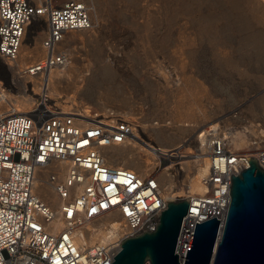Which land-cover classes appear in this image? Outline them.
<instances>
[{
  "label": "built area",
  "instance_id": "built-area-1",
  "mask_svg": "<svg viewBox=\"0 0 264 264\" xmlns=\"http://www.w3.org/2000/svg\"><path fill=\"white\" fill-rule=\"evenodd\" d=\"M88 2L0 0V60L19 59L28 28L43 15L47 17L44 46L49 51L71 32L91 30ZM68 56L60 49L45 63L28 65L26 73L62 66ZM55 100L43 91L28 112H15L11 106L0 116V264H113L123 241L156 230L172 201L162 184L165 172L180 184L175 193H188L173 200L190 201L176 251L184 263L196 225L213 218L225 222L232 175L249 169V158L264 170V145L258 146L256 140L251 148L235 150L229 144V130L211 125L196 135L199 143L209 141L208 163L200 180L204 193L189 194L183 146L162 148L144 133L146 138L141 135L140 140L151 144L147 145L159 165L146 176L115 168L109 150L134 139L141 129L138 121L113 109L77 102L71 108L72 103ZM190 148L196 159V147ZM42 169L51 170L45 181H40ZM40 185L53 187L58 207L40 195ZM60 222L63 228L57 229ZM99 233L108 235L106 242L93 239Z\"/></svg>",
  "mask_w": 264,
  "mask_h": 264
},
{
  "label": "rangeland",
  "instance_id": "rangeland-1",
  "mask_svg": "<svg viewBox=\"0 0 264 264\" xmlns=\"http://www.w3.org/2000/svg\"><path fill=\"white\" fill-rule=\"evenodd\" d=\"M166 1L93 0L98 8V17L91 12L94 28L84 38L78 33L70 38V34L63 48L80 72H88L74 93L63 90L54 98L67 104L73 96L78 104L102 109L103 102L123 105L135 113L132 117L141 127L147 126L144 133L151 141L185 150L194 146L195 132L201 126L202 130L216 124L227 129L250 125L264 129V20H260L264 3ZM181 2L189 10L181 8ZM179 9L182 11L177 12ZM206 21L213 24L211 33L203 29ZM180 28L185 32L182 42ZM44 36L35 33L31 42L35 44L37 39L41 44ZM196 86L202 93L194 90ZM184 87L188 88L185 99L190 93L192 100L203 96L202 105L211 122L189 117L186 130L180 128L178 118L183 113L177 97ZM21 88L0 69V95L21 100L25 93ZM28 89L26 93L32 96ZM101 94L106 95L100 98ZM155 123H159L157 128Z\"/></svg>",
  "mask_w": 264,
  "mask_h": 264
},
{
  "label": "bare ground",
  "instance_id": "bare-ground-1",
  "mask_svg": "<svg viewBox=\"0 0 264 264\" xmlns=\"http://www.w3.org/2000/svg\"><path fill=\"white\" fill-rule=\"evenodd\" d=\"M165 3H167L166 0H163ZM254 1V0H253ZM262 3H264V0H261ZM91 4V12L94 13L98 17V8L95 5V2L93 0L89 1ZM181 8L188 9L189 6L186 5V3L181 2L180 3ZM189 10V9H188ZM176 11V10H175ZM182 11L179 9L177 12ZM260 18V17H259ZM260 20H264V17L260 18ZM97 25H99V18L96 20ZM47 17L42 16L40 18H36L33 22V24L28 28L26 40L22 45L21 53L19 56V59L15 62L11 63H5L0 60V69L8 74L9 76H12L14 79V82L18 84V86H22L21 90H25L24 96L21 100H13L12 97L6 96L5 94L0 95V116H4L5 113H9V111L4 112L3 107H6L10 105L11 102H14V111L18 113H26L28 112L34 105L36 98L44 92L49 94V96L53 99L54 97H58L60 95V92L63 90H66L70 93H74L76 89L79 87V80L84 78V73L88 72V69L85 71L80 72L72 59V57H67V61L62 66H54L48 69L46 72L37 73V74H28L26 73V67L28 65L32 64H43L49 57V55H56L58 53V50L65 48L64 46L66 43L68 44L69 41L67 40V37L70 34H73L70 36V38H76V34L80 35L81 38H84V35H86V32L89 30H80L71 32L66 36V38L59 43L56 48L52 51H49L44 46V40H41V44L37 42L33 44L31 43V36L35 33H42L45 34L44 37H46V28H47ZM96 24V23H95ZM43 28V29H42ZM94 28V26H93ZM92 28V29H93ZM213 28V24L206 21L204 24L203 29L207 33H211ZM75 33V34H74ZM179 33H181L180 42H182V36L185 33L182 28H180ZM190 40H193L192 38H189ZM96 43H99V40H96ZM184 44V43H183ZM183 50V49H182ZM178 51L181 52V45L178 47ZM165 80L167 84H170L168 82V78L165 75ZM26 88L32 92V96H28L26 93ZM195 91H199L202 93V89H198L196 86L194 88ZM188 91V88L184 87L179 90V94L177 97L178 103H179V112H181V116L178 118L179 126L182 130H186V124L189 117L190 118H199L201 117L202 123L211 122L212 119L208 117V114L205 110V108L202 105L203 102V96H200L198 98H194L193 100L191 97H193V94L190 93L188 98L185 99V94ZM106 94H101L100 98H103ZM201 95V94H200ZM73 96H69V99L67 100V103H72L71 108L76 107V102ZM56 101V100H55ZM52 103H54L52 101ZM58 105V104H57ZM102 105L106 108L111 107L113 110L118 111L120 113H123L125 115L134 116L135 113L132 112L130 109L123 105H117L114 103L113 105H109L108 103L103 102ZM59 106V105H58ZM13 107V106H12ZM63 111H68L70 109H67L65 106H61ZM7 109V108H6ZM5 109V110H6ZM198 110L200 112H198ZM198 113H200L201 116H197ZM159 123L153 124L154 127L157 128ZM213 128H218L219 124L212 125ZM204 126L198 127L197 131L194 135V142L196 145V150L198 152V157L194 159L192 157V151L189 147L185 151V160L183 161L182 165L185 170V174H188L189 177V194H203L204 193V187L201 184L200 180L203 175V166H206L208 163V154H209V141H206L204 139H201V142L197 141V133L202 130ZM263 127V126H262ZM260 125H250L243 127L241 130L237 129H227L224 127L225 130H229L231 141L229 142L230 145L234 147L235 150L240 149H247L254 146V141L258 140V146L264 145V129ZM144 129H147V126L144 125L141 127V129H138V131L135 133V138L131 141L127 142L124 145H119L115 148H112L109 150V154L111 157V166L115 168H122L126 167L132 170H135L142 174L143 176H146L150 173H152L156 166L159 165V161L157 160V157L153 151L152 147L147 145L150 143H146L145 141H141L142 139L141 135L146 138L144 135ZM168 138V137H166ZM172 137L170 136L169 139ZM186 144L189 142V140L184 141ZM151 145V144H150ZM147 146V147H146ZM179 147V146H178ZM181 147V146H180ZM162 148H172L168 145H163ZM142 154L146 156V158L142 157ZM54 166V164H53ZM52 168V166H51ZM197 170V171H196ZM51 170L49 169H42L40 171L39 177L40 181H45L47 176L45 175L47 172ZM193 171V175L190 176V173ZM162 184L165 188V194L170 197V199H175L177 197H184L187 196V192H183V190L176 192V184H175V178L172 176L171 173H166L162 177ZM38 192L40 195L46 200L51 203H53L55 206L60 205V200L58 196L55 194V191L52 186H42L38 188ZM102 222L95 223L92 225L99 226ZM63 223L60 222L58 224L57 229H62ZM95 241H103L106 242L108 239V235L99 233L93 237ZM79 243V242H78Z\"/></svg>",
  "mask_w": 264,
  "mask_h": 264
},
{
  "label": "water",
  "instance_id": "water-1",
  "mask_svg": "<svg viewBox=\"0 0 264 264\" xmlns=\"http://www.w3.org/2000/svg\"><path fill=\"white\" fill-rule=\"evenodd\" d=\"M232 175L226 220L196 225L184 263L176 253L188 200L169 201L156 230L126 239L113 264H264V170L255 158Z\"/></svg>",
  "mask_w": 264,
  "mask_h": 264
}]
</instances>
